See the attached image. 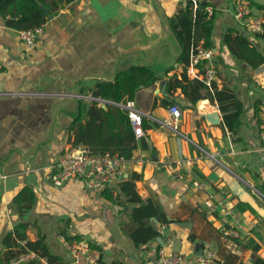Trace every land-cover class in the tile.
I'll return each mask as SVG.
<instances>
[{
	"label": "crops",
	"instance_id": "0c3cea01",
	"mask_svg": "<svg viewBox=\"0 0 264 264\" xmlns=\"http://www.w3.org/2000/svg\"><path fill=\"white\" fill-rule=\"evenodd\" d=\"M181 1L75 0L49 18L32 48L0 15V264H9L3 240L21 222L29 223L28 240L47 236L59 261L67 259L63 240L74 237L89 239L106 264H152L161 248L185 258L206 244L215 251V264L220 245L247 264L264 259V63L253 68L224 35L229 30L246 35L263 54L264 37L234 18L232 0H211L215 83L235 90L243 103L241 125L233 133L218 103L205 95L192 103L176 87L188 65L177 61L180 48L169 18ZM132 65L152 67L158 80L133 99L144 112L146 135L137 138L128 176L137 175L135 190L143 202L159 203L171 220H147L157 229L164 225L163 235L139 246L128 236L133 228L128 213L139 203L107 199L104 189L89 191L79 180L56 187L48 179L74 141L70 126L79 100L91 104L97 81H112ZM174 104L181 109L178 132L165 124ZM168 162H178L179 176L166 168ZM24 187L33 190L35 203L22 214L16 196ZM111 188L116 196L119 184Z\"/></svg>",
	"mask_w": 264,
	"mask_h": 264
},
{
	"label": "trees",
	"instance_id": "16d2710c",
	"mask_svg": "<svg viewBox=\"0 0 264 264\" xmlns=\"http://www.w3.org/2000/svg\"><path fill=\"white\" fill-rule=\"evenodd\" d=\"M73 1L75 0H0V15L8 28L19 31L27 30L46 23L61 8ZM251 3L259 9H264V5L260 3L253 0ZM206 5L213 6L211 0H201L199 8L195 11L193 0H182L177 13L169 18L170 27L180 48V53L177 56L178 62L183 61L189 65L193 46L199 41H203L206 47H213L212 34L215 25V12L208 15L207 12L203 11ZM224 41L231 43L236 48L234 53L253 68L264 63V54L252 45L246 35L237 34L233 36L232 30H229L224 35ZM173 68H169L167 72ZM157 80L158 76L152 67L132 65L118 70L112 81H97L94 90H99L101 98L119 103L126 99H134L142 88L154 85ZM176 87H181L183 93L192 103H196L204 95L211 102L218 103L227 128L233 133L238 131L244 110L243 103L235 90L225 86L219 89L215 82L210 88L201 79L189 78L186 69L182 74V79H177ZM203 90H205V94L202 93ZM70 131L75 133L73 143L88 145L98 152L119 153L126 158L133 155L138 143L126 111L112 104L103 108L99 106L98 102H92L88 105L86 101L79 100L78 112L73 116ZM136 178L137 175L134 174L120 182L116 196L110 187L105 188L102 195L110 200L124 197L130 204L139 203L128 213L133 226L128 236L135 246H139L158 236L157 228L147 220L156 218L162 224H169L171 220L159 203L152 199H149L147 203L143 202L135 190ZM16 199L21 213L24 214L34 205L35 194L31 188L24 187ZM28 227V222H21L13 232L4 238L3 244L10 248L8 263L19 253L27 251H34L39 256L47 258L49 262L59 261L61 258L52 253L44 233H40L36 241L28 240ZM203 238L205 239V237ZM215 238L218 239V237ZM23 241H25L24 244H22ZM218 242H220L219 239ZM14 248L16 249L14 250ZM218 253L220 264H247L237 254L226 251L221 245ZM99 264H106L102 255ZM253 264H264V259L257 258Z\"/></svg>",
	"mask_w": 264,
	"mask_h": 264
},
{
	"label": "built area",
	"instance_id": "2783aa9c",
	"mask_svg": "<svg viewBox=\"0 0 264 264\" xmlns=\"http://www.w3.org/2000/svg\"><path fill=\"white\" fill-rule=\"evenodd\" d=\"M233 16L240 22L245 30L264 37V11L255 14L250 0H232ZM201 0H193V8H199ZM212 5H206L203 11L208 15L214 12ZM46 23L32 29L19 31V36L23 43L32 48L36 46L38 38L44 31ZM215 50L213 47H206L203 41H199L193 46L190 63L186 68L189 78L201 79L208 87L212 88L216 82L217 68L215 66ZM2 67L0 63V68ZM204 70H203V68ZM88 99L92 102L102 104H114L126 111L133 126L137 138L146 135L144 128V112L139 109L133 99H126L122 102H114L91 94ZM171 119L165 122L173 130L178 132V121L181 116V109L178 105L170 106ZM261 119V139L264 146V108L260 113ZM202 155H210L204 149ZM191 163V159L186 158ZM136 161L133 155L130 158L119 153L98 152L90 146L79 143H69L59 155L57 161L51 166L48 174L49 181L56 187H62L69 181L79 180L89 191H100L107 187H112L126 180L128 176V166ZM178 163V162H177ZM177 163L168 162L164 165L175 176L180 173L177 170ZM2 175L1 178H6ZM199 187H204V183H199ZM264 199V197H261ZM158 236L163 235L164 225L158 229ZM227 233V232H226ZM63 245L67 254V259L58 262H49L46 258L40 257L34 251L19 253L9 264H99L100 252L89 239L84 237L66 238ZM216 254L209 244L205 245L202 252L189 257H183L179 253H166L163 248L152 264H215Z\"/></svg>",
	"mask_w": 264,
	"mask_h": 264
},
{
	"label": "water",
	"instance_id": "95a60500",
	"mask_svg": "<svg viewBox=\"0 0 264 264\" xmlns=\"http://www.w3.org/2000/svg\"><path fill=\"white\" fill-rule=\"evenodd\" d=\"M165 84H166V80H164L163 83H162V89L165 88ZM92 94H93L94 96L100 97V92H99V90H97V89L94 90ZM88 105H90V104H88ZM102 107H103V108H106L107 105H106V104H102ZM219 122H220L219 117H217L216 119H214V123H219Z\"/></svg>",
	"mask_w": 264,
	"mask_h": 264
},
{
	"label": "rangeland",
	"instance_id": "374dc122",
	"mask_svg": "<svg viewBox=\"0 0 264 264\" xmlns=\"http://www.w3.org/2000/svg\"><path fill=\"white\" fill-rule=\"evenodd\" d=\"M256 1H257V2L260 1V2L264 3V0H256ZM256 1H255V2H256ZM253 7H254V13H255V14H260V12H259L260 10H259L256 6H253Z\"/></svg>",
	"mask_w": 264,
	"mask_h": 264
}]
</instances>
